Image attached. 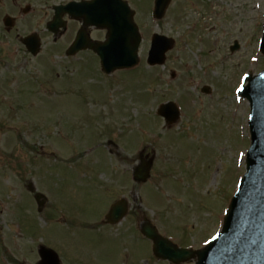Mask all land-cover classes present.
Segmentation results:
<instances>
[{
    "label": "rangeland",
    "instance_id": "rangeland-1",
    "mask_svg": "<svg viewBox=\"0 0 264 264\" xmlns=\"http://www.w3.org/2000/svg\"><path fill=\"white\" fill-rule=\"evenodd\" d=\"M208 1L193 7L178 1L158 23L149 12L141 15L147 33L161 32L178 39V47L165 66H147L148 39L136 71L123 72L122 78L117 74L109 81L99 74L96 61L99 72L68 86L66 98L58 100L56 106L65 107V126L70 133L68 137L73 138H68L61 150L68 152V161L74 148L81 147L79 151L85 156V146L90 144L86 135L94 132L97 139L91 143L92 154L88 152L87 156H91L81 160L90 165L96 163L95 169L87 172V168L80 167L90 166L86 163L73 169L66 166L63 182L53 184L55 199H49L45 216H40L35 206L31 208L30 197L24 195L16 201L17 224L21 225V234L27 242L19 239L21 235L16 229L11 231L8 223L15 225L12 223L15 214L8 209L10 204L0 198V238H7V232L17 244L23 242L20 245L26 251L24 258L23 249L10 241L14 247L11 246L8 239L2 240L10 248L5 243L7 262L24 264V259L28 261L25 264H32L34 259L37 264L38 248L43 244L54 249L67 264H171L156 260L151 245L144 241L140 233L143 215L174 242L194 248H202L204 241L221 227L242 171L245 172V163L241 169L240 161L248 145L249 104L244 100L242 104L236 103L233 91L243 73L256 74L264 69V57L256 49L264 24V0H217V8L208 7ZM235 40L241 49L232 54L229 48ZM95 71L93 65L91 73ZM172 71L176 73L175 79L170 77ZM80 85H84L83 91L76 97ZM204 85L211 87L210 95L202 92ZM101 99L106 101L105 105ZM169 101L183 105L184 113L176 125L164 131L161 126L164 121L156 116V111L160 104ZM88 115L99 120L101 116L102 124L87 126L74 122ZM21 120L1 125L6 134L0 133V197L6 200L18 195L12 189L24 188L14 177V169L21 168L15 157L27 153L13 149H19L20 143L25 142L41 147L52 145L53 141L44 131L43 122L36 135L26 130L23 136L26 140L16 139L8 127L24 130ZM66 128L61 130L64 140ZM157 134L160 141L151 138ZM110 140L116 141L125 161L109 155ZM151 147L156 149L151 178L146 184L136 182L132 178L140 162L139 151L146 149L149 153ZM92 155L97 157L92 159ZM106 164L111 166L107 168ZM46 167L45 162L35 163L29 169L22 166L21 172L31 171L28 179L33 177L36 187L42 190ZM63 167L55 165L57 175ZM49 174L52 176L51 169ZM122 197L129 207L126 217L109 228L99 227L110 206ZM4 256L0 243V264H8ZM188 264H195V260Z\"/></svg>",
    "mask_w": 264,
    "mask_h": 264
},
{
    "label": "water",
    "instance_id": "water-1",
    "mask_svg": "<svg viewBox=\"0 0 264 264\" xmlns=\"http://www.w3.org/2000/svg\"><path fill=\"white\" fill-rule=\"evenodd\" d=\"M171 0H158L155 16L161 18ZM90 11L88 19L93 24L107 27L110 38L106 44L97 46L96 51L102 58L107 72L116 68L130 67L137 63V50L140 39L132 23V13L125 4L116 0H107ZM78 45L72 48L75 51ZM114 46V47H113ZM119 47V49H117ZM172 47L168 41L156 36L150 54V64H162L167 50ZM121 54L118 58L116 54ZM250 85L243 95L251 100L252 115L250 128L252 145L247 158V174L234 197L223 231L218 234L202 251L192 253L179 250L167 239L162 238L155 227L145 225L143 233L154 241L157 256L179 262L189 259L192 254L198 255L197 264H264V73L256 78H249ZM176 119L177 113L170 107ZM161 114L163 111L161 109ZM144 176L138 174L137 179ZM126 210L125 205L117 204L112 208L109 219L119 221ZM42 264H58L56 254L42 248Z\"/></svg>",
    "mask_w": 264,
    "mask_h": 264
},
{
    "label": "flooded vegetation",
    "instance_id": "flooded-vegetation-1",
    "mask_svg": "<svg viewBox=\"0 0 264 264\" xmlns=\"http://www.w3.org/2000/svg\"><path fill=\"white\" fill-rule=\"evenodd\" d=\"M32 1L34 0H7L4 7L0 4V76L2 74L5 78L8 76L7 71L2 72L4 68L8 69L4 63L10 58L6 44L16 41L20 46L16 53L24 58V61H19L16 66H20V70H23L30 64L33 69L30 79L40 87L44 81L45 40L51 36L49 22L53 17L54 7L65 6L70 1L90 0H43L41 5L34 4ZM128 1L136 11L145 10L150 6L147 0ZM64 20H66V17ZM66 32V30H59L57 42L65 40ZM30 35L37 36L41 42L42 48L35 57L31 56L22 45V40ZM62 49L65 50V42L62 44ZM13 80L16 81V77ZM15 83L11 85V89L7 85L3 89V84L0 83V95L6 96L9 93V97L13 98L17 104H24L33 89L29 84L17 86Z\"/></svg>",
    "mask_w": 264,
    "mask_h": 264
}]
</instances>
